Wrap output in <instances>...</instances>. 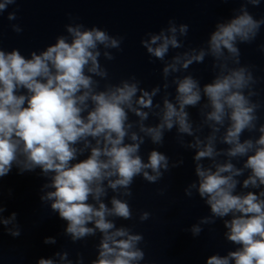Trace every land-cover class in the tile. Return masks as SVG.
<instances>
[{
  "label": "clouds",
  "instance_id": "9594fccd",
  "mask_svg": "<svg viewBox=\"0 0 264 264\" xmlns=\"http://www.w3.org/2000/svg\"><path fill=\"white\" fill-rule=\"evenodd\" d=\"M15 2L0 0V14ZM248 4L259 6L260 0H245L230 18L218 21L206 47L177 52L171 59H166L170 50L183 47L181 37L188 33L187 24L178 25L170 19L158 33L145 34L142 47L164 64L165 90L170 86L169 76L193 63H203L206 56L213 58L212 67L218 69L203 86L190 74L174 76V100L165 91L162 103H154L161 86L145 90L135 76L118 84L106 83L100 90L95 77L107 80L108 72L99 58L114 59L109 50H119L124 39L100 27L69 23L65 25L67 35L57 36L54 44L32 51L29 57L19 49L0 48V178L13 167L19 174L40 169L46 178L40 200L50 203L52 212L66 222L64 234L73 242L101 234L97 257L90 264H140L144 260L145 253L138 247L143 235L117 227L115 219L132 218L129 203L121 197L132 195L131 185L137 176L156 183L169 170L167 155L153 149L145 161L140 148L146 137L162 145L164 133L173 128L181 144L195 150L197 179L185 193L191 196L195 190L211 213L189 231L199 236L201 225L221 219L225 239L238 246L226 255L207 257L206 264H264V124L257 128L261 105L251 99L257 95L253 88L257 79L249 66L230 67L240 65L238 44L252 43L264 25V18L250 14ZM16 18L15 12L8 14L9 21ZM12 29L22 31L16 24ZM205 98L206 103H201ZM198 105L202 121L194 127L187 109ZM129 113L137 121H130ZM150 113L158 119L155 125L145 123ZM134 124L138 131H132ZM205 126L210 133L202 139L197 133ZM222 128L223 134L218 136ZM245 131H258L259 136L242 140ZM184 136L194 139L185 143ZM218 142L227 147L218 149ZM86 151L89 154L80 160ZM221 156L226 157L222 162L218 161ZM243 157L242 167L232 162ZM205 160L211 163L206 166ZM182 163L180 160L172 167ZM246 170L241 186L258 192H237L241 184L237 177ZM109 189L118 194L111 197L110 207L104 202ZM6 210L0 203V224L9 235L18 237L17 213L5 218ZM149 215L143 212L140 220ZM13 224L15 227H8ZM43 242L55 244L56 239L46 237ZM68 255L66 251L55 253L62 264H73ZM36 264L57 261L39 258ZM77 264H83V257Z\"/></svg>",
  "mask_w": 264,
  "mask_h": 264
},
{
  "label": "water",
  "instance_id": "95a60500",
  "mask_svg": "<svg viewBox=\"0 0 264 264\" xmlns=\"http://www.w3.org/2000/svg\"><path fill=\"white\" fill-rule=\"evenodd\" d=\"M245 0H16L14 4L0 14V48L5 51L19 49L21 54L29 57L32 51L40 52L47 46L54 44L56 37L67 35L65 25L82 23L86 27L97 26L108 31L112 36L123 37L119 50L110 49L114 59L107 60L101 55L100 63L107 70L108 78L99 77V88L103 90L106 83L118 84L121 80L135 76L140 81V87L151 90L161 86L160 93L154 98V103H162L165 91L169 99L175 97V85L171 83L174 76L183 77L192 75L200 81L201 86L211 82L218 69L214 70V60L206 56L203 63H193L187 70L174 73L168 77L169 88L163 89L165 83L162 69L163 62L151 57L141 45V39L148 32L158 33L166 28L168 21L174 19L176 23L187 24L188 33L181 37L183 47L170 50L166 59H171L177 52H184L192 48L206 47L209 34L214 30L218 21L230 18L233 9H238ZM248 11L256 19L264 18V0L259 6L247 5ZM16 13V19L9 21L8 14ZM19 25L22 29L16 33L12 25ZM264 25L252 43H240V65L249 66L257 83L253 86L257 92L251 99L261 107L257 110V128L264 124ZM103 52V48H101ZM206 103V98L201 101ZM147 111V109H145ZM187 111L193 126L200 125L202 117L200 106L189 107ZM132 122L137 117L129 113ZM147 125L158 123L156 116L150 113L145 121ZM132 131H138L135 126ZM224 129L217 135H222ZM210 133L205 126L198 135L203 139ZM142 135V134H141ZM259 136L258 131H245L241 139ZM180 135L173 128L164 133L162 145H156L147 137L141 145L140 155L147 161L148 153L155 149L169 158V170L156 183H149L142 176H137L132 185L130 197H121L129 203L132 209V218L124 220L117 218V227L124 226L135 234L143 235V241L138 245L144 253V260L140 264H206L207 257L215 254L226 255L235 250L237 245L227 241L224 233L226 229L223 220L216 219L215 223L201 225L202 232L193 236L189 229L197 224L202 217L211 215L209 207L193 190L188 196L185 189L196 181L194 149L183 146ZM194 138L184 136L185 143ZM126 142H128L126 140ZM227 145L217 143V148H226ZM86 151L80 160L85 159ZM226 157H218L222 162ZM246 157L233 159L237 167H242ZM182 164L176 167L178 161ZM207 166L211 161L205 160ZM40 169L34 172L19 174L13 167L11 172L0 178V203L7 209L3 216L9 217L12 212L17 213L20 235L12 237L0 224V264H36L39 258H53L57 264H62L55 256L57 252H68V259L77 264L83 257V264L97 257V245L101 234L89 236L73 242L64 234L66 222L61 220L57 213L52 212L50 203L42 202L40 196L42 185L46 182L40 174ZM248 171L237 177L241 184L237 192L256 191L259 189H244L241 185L247 178ZM47 191V190H45ZM117 193L108 190L104 199L110 205V199ZM148 212L149 218L140 220V215ZM230 219V217H225ZM91 226V225H89ZM8 227H15V224ZM46 237H55V244H45Z\"/></svg>",
  "mask_w": 264,
  "mask_h": 264
}]
</instances>
